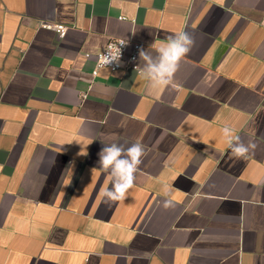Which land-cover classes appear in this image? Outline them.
<instances>
[{"label": "crops", "instance_id": "1", "mask_svg": "<svg viewBox=\"0 0 264 264\" xmlns=\"http://www.w3.org/2000/svg\"><path fill=\"white\" fill-rule=\"evenodd\" d=\"M180 31L162 90L97 69L112 38L155 54ZM136 142L134 187L97 204L98 153ZM0 264H264V0H0Z\"/></svg>", "mask_w": 264, "mask_h": 264}, {"label": "clouds", "instance_id": "2", "mask_svg": "<svg viewBox=\"0 0 264 264\" xmlns=\"http://www.w3.org/2000/svg\"><path fill=\"white\" fill-rule=\"evenodd\" d=\"M126 44L121 40L119 46ZM194 45V36L187 31H180L168 36L166 41L156 49L155 54L143 48L138 50L139 59L143 61L140 76L147 82L150 92L162 90L173 84L182 59L192 51ZM121 47L102 53L100 67H107L113 62L119 64ZM221 131L231 149L232 156L237 160L247 159L250 151L256 147L253 143L245 144L239 136L234 134V129L230 126L225 125ZM145 154V148L139 142L127 146L118 143L104 145L98 153L99 168L92 169V176L97 171L103 175V183L96 195L97 204L112 207L125 201L129 190L134 187L136 173L143 163ZM163 194L166 198L162 201V207L165 210L174 208L175 197L170 187L165 185Z\"/></svg>", "mask_w": 264, "mask_h": 264}, {"label": "built area", "instance_id": "3", "mask_svg": "<svg viewBox=\"0 0 264 264\" xmlns=\"http://www.w3.org/2000/svg\"><path fill=\"white\" fill-rule=\"evenodd\" d=\"M41 26L43 28L47 29H53L60 37H64L66 34H68V28L67 26L61 25V24H50L48 22H42ZM123 40L125 43H127L125 46H119L120 41ZM118 47H121V57L119 64L116 62L110 63L107 67L112 71L127 69V70H133L140 72V59H139V53L138 50L140 48H143V46L133 40H127V39H118V38H112L108 41L106 47L98 54L97 56V69H100V56L102 53H106L109 49L116 50ZM144 49V48H143ZM94 74H97V70L94 72Z\"/></svg>", "mask_w": 264, "mask_h": 264}]
</instances>
